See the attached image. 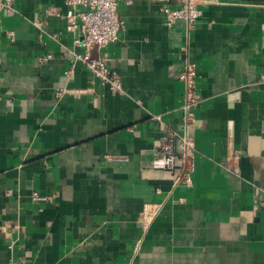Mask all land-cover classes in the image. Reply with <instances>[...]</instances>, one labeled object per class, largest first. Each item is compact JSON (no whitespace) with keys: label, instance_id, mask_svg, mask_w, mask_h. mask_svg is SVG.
I'll return each mask as SVG.
<instances>
[{"label":"crops","instance_id":"1","mask_svg":"<svg viewBox=\"0 0 264 264\" xmlns=\"http://www.w3.org/2000/svg\"><path fill=\"white\" fill-rule=\"evenodd\" d=\"M197 2L190 31L165 24L180 0L120 3L118 41L91 52L120 77L112 94L64 51L85 53L63 0H13L0 23V264H264V0ZM169 131L194 140L190 186L152 168Z\"/></svg>","mask_w":264,"mask_h":264},{"label":"built area","instance_id":"2","mask_svg":"<svg viewBox=\"0 0 264 264\" xmlns=\"http://www.w3.org/2000/svg\"><path fill=\"white\" fill-rule=\"evenodd\" d=\"M68 8L66 18L67 31L73 34V46L85 50L84 55L75 54L72 49L63 46L64 51L74 54V60L84 63L92 75L107 88L112 94H122L123 84L106 58L95 59L91 52L95 47L105 48L114 44L119 39V33L123 22L121 21L119 5L125 2L131 5L134 0H63ZM180 7L172 8L168 5L162 7L165 24L172 27L177 21L182 20L186 24L187 31L195 28L202 16L198 8L197 0H180ZM15 13L13 0H0V23L3 16H12ZM8 38L14 40V33L9 32ZM52 58L47 55L42 58L46 61ZM197 71L195 63L188 61L185 69L179 75L184 83L185 94L183 104V121L186 126L194 122L195 109L200 104L197 92ZM67 91L62 89L56 92L57 98H63ZM164 128V125H162ZM180 150H177L176 144ZM194 140L188 134H179L169 131L162 143L157 157L152 161V168L175 173L174 186L192 184V175L195 172ZM255 196L258 207L264 209V187H255ZM35 201H46L37 193L33 194ZM158 211L151 210L145 213L140 220L145 230L150 226ZM9 264H16L10 260Z\"/></svg>","mask_w":264,"mask_h":264}]
</instances>
